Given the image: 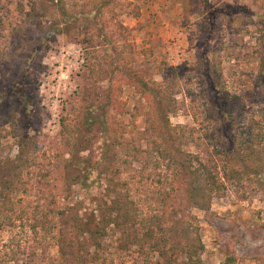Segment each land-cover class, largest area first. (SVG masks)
<instances>
[{
	"label": "rangeland",
	"instance_id": "rangeland-1",
	"mask_svg": "<svg viewBox=\"0 0 264 264\" xmlns=\"http://www.w3.org/2000/svg\"><path fill=\"white\" fill-rule=\"evenodd\" d=\"M185 227L264 264V0H0V264H180Z\"/></svg>",
	"mask_w": 264,
	"mask_h": 264
},
{
	"label": "trees",
	"instance_id": "trees-1",
	"mask_svg": "<svg viewBox=\"0 0 264 264\" xmlns=\"http://www.w3.org/2000/svg\"><path fill=\"white\" fill-rule=\"evenodd\" d=\"M222 12H224L225 15L232 16V14L235 13H239L240 11L237 9H229L228 7H224L221 9ZM138 77V76H136ZM139 78V77H138ZM141 81V80H138ZM139 82H136V86H139ZM146 87H149L148 84H144ZM148 89H152V88H148ZM84 100L87 101V99L85 98ZM157 106H161L160 101H157ZM160 117V116H159ZM165 118V125H167L168 127V123L166 121V114L164 115ZM169 129V128H168ZM170 137V136H169ZM187 168L186 165H183V169L185 170ZM184 170H182V172H185ZM184 176V175H183ZM190 185V184H189ZM222 185V184H221ZM186 196V207L191 209V208H195V209H200V210H207L209 208L210 205V198L206 196V194H202L199 196V193H195V194H185ZM180 223V222H177ZM73 227H77V229L79 231H84L83 227L80 225V220H73ZM174 226L172 225V227H170V231L172 229L173 231ZM188 227H185V229L180 230L179 229V233L182 234V236H180V241L184 242L176 244V246L174 247V251L171 253V258L173 259V261L175 259H177V256L183 257V261L179 262L180 264H183V262H186V260L188 262H190V264H200V260L198 258V256L202 253L203 251V246L199 243V241H197L196 243L191 244L189 241V232H188ZM168 230V233H169ZM180 235V234H179ZM197 257V258H196ZM234 263V258L232 257H227L226 260V264H233Z\"/></svg>",
	"mask_w": 264,
	"mask_h": 264
}]
</instances>
